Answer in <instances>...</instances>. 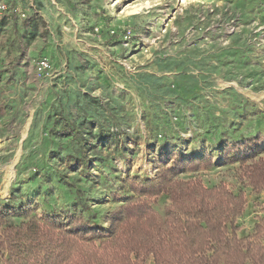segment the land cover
Here are the masks:
<instances>
[{"label": "rangeland", "instance_id": "rangeland-1", "mask_svg": "<svg viewBox=\"0 0 264 264\" xmlns=\"http://www.w3.org/2000/svg\"><path fill=\"white\" fill-rule=\"evenodd\" d=\"M0 74V208L104 219L125 176L209 151L178 178L243 190L240 235L264 216L219 150L264 131V0H0Z\"/></svg>", "mask_w": 264, "mask_h": 264}, {"label": "trees", "instance_id": "trees-1", "mask_svg": "<svg viewBox=\"0 0 264 264\" xmlns=\"http://www.w3.org/2000/svg\"><path fill=\"white\" fill-rule=\"evenodd\" d=\"M64 122L57 135L83 137ZM219 150L222 163H239L243 182L257 192L264 189V131L223 141ZM213 165L212 152L187 153L153 178L125 176L122 190L113 193L122 203L104 219L88 208L91 214L65 209L38 213L29 203L3 206L0 264H264V216L253 234H239L237 219L247 204L244 191L234 193L224 182L209 186L198 177L178 178ZM163 194L169 202L161 213L154 204Z\"/></svg>", "mask_w": 264, "mask_h": 264}, {"label": "built area", "instance_id": "built-area-1", "mask_svg": "<svg viewBox=\"0 0 264 264\" xmlns=\"http://www.w3.org/2000/svg\"><path fill=\"white\" fill-rule=\"evenodd\" d=\"M3 7H5V6H3ZM48 65H49L48 60L47 59H42L40 61V63H39V66H38L39 67V71H41L43 69H46L48 67Z\"/></svg>", "mask_w": 264, "mask_h": 264}, {"label": "crops", "instance_id": "crops-1", "mask_svg": "<svg viewBox=\"0 0 264 264\" xmlns=\"http://www.w3.org/2000/svg\"><path fill=\"white\" fill-rule=\"evenodd\" d=\"M248 264H250V263H248Z\"/></svg>", "mask_w": 264, "mask_h": 264}]
</instances>
